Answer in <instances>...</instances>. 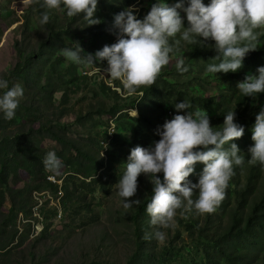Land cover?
Masks as SVG:
<instances>
[{
  "label": "rangeland",
  "instance_id": "1",
  "mask_svg": "<svg viewBox=\"0 0 264 264\" xmlns=\"http://www.w3.org/2000/svg\"><path fill=\"white\" fill-rule=\"evenodd\" d=\"M118 2L124 8L133 7L137 18L141 19L157 0ZM167 2L175 3L173 0ZM30 5L28 0H0V79H6L9 87L19 85L24 93L11 121L0 113V122L7 126L5 130H0V139L14 131L26 117L32 118L36 115L34 130L30 134L20 136L21 139L26 138L21 140L22 146L39 150L44 157L47 152L55 151L63 161V168L60 170L63 180L58 184L62 185L65 180L76 196H71L64 205V194L61 191H35L32 195L31 214L22 212L13 220L19 231L16 244L19 239H24V244L19 248V253L23 255L8 259L7 264H19V260L27 264L29 258L36 264H206V248L218 263L232 264L225 256L215 253L216 246L244 253L246 260L242 264H261L264 260L263 228L243 230L239 234L228 233L237 205L236 193L244 188L252 171L249 148L254 144L251 138L253 124H247L244 135L233 141L245 158L244 164L239 170L235 169L222 206L206 221H209L211 229L207 236L201 235L197 230L194 233L188 230L189 225L196 226L198 222L204 224L206 214L200 215L194 210L186 212L183 209L177 211L169 228L151 225L150 216V219L141 218L138 223L141 224L140 233L133 213L146 197V189L141 179L151 185L150 178L143 174L138 177L137 193L130 199H139L140 203L134 204L130 209L123 207L124 201L119 195L117 182L125 171L124 162L130 150L137 145L152 146L154 141L160 139L157 132L148 130L143 123L133 120L135 110L138 112L137 119L140 112L131 108L132 103L138 105L143 97H147V109L153 113L154 119L163 113L164 118L170 120L177 114L173 107L175 103L186 101L192 106L189 112L205 109L211 122V118L224 104L234 106L235 87L238 82L243 81L249 74L258 75L257 69L264 66V29L257 30L258 47L263 50L249 52L243 60V66L236 72L209 73L208 66L219 63V60L214 58L216 52L208 58L193 56L190 45L181 41L155 85L151 88H141L139 93L129 95L120 80H114L104 72L107 67L106 60L97 61L96 64H75L62 55L63 49L75 50L81 46L85 54L92 53L94 56L95 52L105 45L116 43L120 34L111 27L114 15L117 14L115 11L106 6L97 8L95 15L101 19V23L89 25L87 28L95 32L99 27L107 33L102 42L92 46L77 40L68 34L65 28L59 30L58 26L65 19L63 7L54 12L57 20L56 31L59 33L52 35L47 26L40 23L39 17L30 12ZM181 15L184 22L187 21L186 14L181 12ZM82 25H87L85 19L81 22ZM212 44L214 41H210V46L215 51ZM35 50L38 52L34 59L36 71L32 70L31 79L28 84L23 85L24 81L14 76V69L19 62L26 61L28 55ZM181 58L188 66V71L183 73L176 68L177 60ZM83 76L87 78L83 79ZM74 79L81 86L75 92L70 91L68 103L62 105V96L67 84L76 88L75 82L69 83V80ZM104 83L119 96L110 91L105 92L102 87ZM231 83L235 87L231 88ZM192 96H201L202 99L192 101ZM30 97H34V100H29ZM51 105L63 107V115H51L48 112ZM262 107L264 99H254L251 101L249 112L243 114L241 111V116H254ZM115 112L117 114H114ZM180 114H186V110ZM53 118H59L66 126L65 129L60 126L57 128V132L66 137L64 144L53 138L52 128L48 129ZM138 131L143 132L137 135ZM104 143L109 147L103 149ZM69 151L74 152L77 159L73 164L65 165ZM202 168V163L195 165L194 173L189 176L191 182L198 181ZM259 171L253 189L247 196L243 212L251 210L252 203L264 190V167L261 166ZM14 175L16 176L13 177ZM49 177L52 178L50 181L56 183L53 175H48L47 178ZM29 181L31 178L27 172L14 165L10 183L16 182L19 186H24ZM83 182L86 186H82ZM197 195L198 193L194 194V200ZM78 196L81 199H77ZM89 205L91 212L87 208ZM10 210V202L5 203L4 211L9 213ZM55 210L58 213L54 218L52 212ZM44 225H50V228L42 238H38ZM157 231L165 233L163 241L154 237ZM146 234L153 238L145 239ZM214 234L216 238L213 241ZM141 240H147V246L143 245L142 249ZM168 248L171 249V255L166 254L167 261H161L159 255L164 256ZM29 250L31 255L34 253L35 256L30 257Z\"/></svg>",
  "mask_w": 264,
  "mask_h": 264
},
{
  "label": "clouds",
  "instance_id": "2",
  "mask_svg": "<svg viewBox=\"0 0 264 264\" xmlns=\"http://www.w3.org/2000/svg\"><path fill=\"white\" fill-rule=\"evenodd\" d=\"M28 2L40 4L45 9L41 14L42 25L50 22L52 10L61 7L69 18L82 16L87 26L101 23L95 15L99 0ZM181 12L186 14L187 26ZM111 27L118 30L120 38L97 50L94 56L85 54L81 46L75 50L63 49L62 55L75 64H96L106 60L104 72L112 79L120 80L128 94L134 95L141 88L155 85L181 41L194 45L214 41V58L219 63L210 64L207 71L213 74L238 71L246 55L259 48L257 30L264 29V0H210L208 4L203 0H176L174 4L157 0L142 19L137 18L133 7L125 8L114 15ZM176 68L181 73L188 71L182 58L177 60ZM257 72L258 75L249 74L238 82L237 88L243 97L255 98L264 93V66ZM0 91V113L11 120L23 97V89L19 85L9 87L6 79H0ZM173 107L177 114L165 121L162 130H157L160 139L149 147H133L124 162L125 171L117 182L123 207L130 209L140 203L139 199H130L137 193L138 177L143 174L150 178L153 195L146 211L151 225L160 228L171 227L180 209L194 210L200 215L213 214L226 198L235 168L243 166L245 159L233 142L245 132L244 126L235 120V109L227 112L222 129L217 130L205 109L189 112L192 106L186 101L176 102ZM184 110L186 114H180ZM137 116L135 110V118ZM251 131L254 144L249 148V163L264 167V107L256 114ZM108 147L104 143L103 149ZM198 162L203 168L198 181L193 183L189 176ZM43 165L47 172L58 175L63 161L55 151H49ZM154 237L163 241L165 233L157 231ZM151 238L146 234L145 239Z\"/></svg>",
  "mask_w": 264,
  "mask_h": 264
},
{
  "label": "trees",
  "instance_id": "3",
  "mask_svg": "<svg viewBox=\"0 0 264 264\" xmlns=\"http://www.w3.org/2000/svg\"><path fill=\"white\" fill-rule=\"evenodd\" d=\"M119 0H99L98 3V9L99 7H109L116 13H119L120 11H123L125 8L124 6L118 2ZM130 2H133L134 0H129ZM176 2V0H173ZM187 2V0H186ZM205 4L210 3L209 0H203ZM42 3V0H41ZM30 12L32 14H36L39 19L41 20V14L45 9L41 8L40 4L37 3H31ZM55 10H52L50 15V22L46 24L47 28L49 29L50 33L58 34L59 32L56 31V22L54 15ZM65 19L63 23L58 26L59 30L62 31L63 28L66 29V32L72 36H74L77 40L82 42H87L88 44H91L92 46L97 42H102L105 38V35L107 31L102 30L101 28H97V31H92L90 28H87V25H82L81 22L83 21L82 16L69 18L66 15V10L64 12ZM144 16H141V19ZM185 26H187V21L184 22ZM118 31V30H117ZM190 45V52L193 56L197 57H211L215 54V51L210 46V41L206 42L204 44L203 41H201L200 44ZM263 50L262 47L258 48L255 51L250 52H258ZM38 52L35 50L32 54L28 55L26 61H21L18 63V65L14 69V76H17L21 78L24 81L23 85L28 84L29 80L31 79V73L34 69V72L36 71L34 59ZM13 75V73H12ZM86 76H83V79H86ZM75 82L74 80H69V83ZM70 84H67V88L64 89V93L62 96V105L67 104L69 101V92H75L80 88V83L75 82L76 88H71L69 86ZM231 88L235 85L233 83L230 84ZM103 90L110 91L114 93L116 96H119L116 91H112L110 86H107L105 83L102 84ZM236 90V98H235V104L234 106L229 104H224L220 109L219 112L211 118V124L214 125V128L219 130L223 127V121L224 116L227 114L229 110H234L236 112L235 120L238 124L244 126L246 129L247 124H254L255 122V116H252L248 114L247 118L242 117V113L245 114L246 112H249V108L251 105V101L254 99L263 100L264 99V93L259 94L257 97H243L242 94L239 92L238 88L235 87ZM141 91L138 90L137 93ZM192 101H195V99H202L201 96H192ZM29 100H34V97H30ZM51 109H48V112L53 116H62L64 112L63 107H53L50 106ZM131 108H135L140 112V117L133 118L134 121L143 123L146 129L153 130V132L158 133V129L162 130V126L165 123L166 119L164 116L158 115L153 117V113L149 112L147 109V97H143L142 101L136 105L135 102L132 103ZM168 113V110L166 111ZM114 114H117L116 112ZM247 114V113H246ZM37 116L34 115V117L29 118L26 117V119L19 125L17 128L7 133L5 136H2L3 139H0V264H7V260L11 258H16L18 255H23V253H19V248L24 244V239H19L18 243L16 244V238L19 233L18 229L16 228V224L13 222L14 219L18 217V215L22 212L31 214V204L33 201V193L35 191H41L43 190H51L54 192L61 191L64 194L63 198V204L65 205L66 200L71 199V196H76L75 192H72L69 184L64 180L62 185H59L58 183H53L52 181H49L47 176L53 175L57 181L63 180V174H53L50 172H47L43 165L44 156L39 153V150L27 149L26 147L22 146L21 140H25L26 138L21 139L20 136L30 134L34 130V125L36 122ZM8 121H11L8 119ZM42 126H44V123H42ZM63 127V129L66 128L65 125L62 124V122L59 120V118H53L51 119L50 125L48 126V129H53L52 134L54 135L53 138H57L61 143L66 142V137L59 134L57 132L58 127ZM7 128L6 124L2 125L0 122V130H5ZM3 132V131H2ZM143 131H138L137 135L139 133H142ZM148 137V136H147ZM160 137V136H159ZM29 142V141H27ZM27 145V144H26ZM227 147V145L225 146ZM77 157L74 152H70L68 154V157L65 161V165H71L76 161ZM18 165L21 168H23L27 174L30 176L31 181L27 182L24 186H19L16 182L13 184L10 183V179L12 178L13 174V166ZM238 168V169H237ZM261 168V165L259 163L252 165V171L249 175L248 182L244 186V188H241L236 193V201L237 205L236 208L233 211L232 214V221L230 223V227L228 230V233L232 234H239L245 231H252L254 228L261 227L264 229V190L262 194L254 200L252 203L251 210L249 212H243V209L245 207V203L247 201V196L253 189V184L255 180L258 178ZM235 169L239 170V167H236ZM14 175L13 177H15ZM162 178V175H161ZM18 177L15 179L17 180ZM144 187L146 189V197L144 200L140 203V206L137 210L133 213L134 220L137 221V224L140 222V219L143 217L150 219L149 215L146 211L147 204L150 202L152 198V188L153 185H149L143 179H141ZM82 186H86V184L83 182ZM228 188L226 190V193L228 192ZM77 199H81V197H77ZM10 202L11 210L9 213H6L4 211V205L5 203ZM223 203V202H222ZM222 203L220 206H222ZM89 208V211L91 212V206H87ZM53 213V217H57V210H55ZM211 214H206L205 216V222L204 224L202 222H198L196 226L189 225L188 230L190 233H194L196 230L202 235L207 236L210 229V226L208 225L210 220ZM53 223V221L51 220ZM138 231L142 233L140 225L138 224ZM50 225H44V229L41 231V233L37 236L38 238H42L45 233L49 230ZM37 238V239H38ZM216 238V234L212 236V239ZM147 246V240H141L140 249H142V246ZM205 249V256H206V264H220L218 263V260L210 254V251ZM215 253L217 252L218 255H223L227 259L228 262L235 264V263H244L246 260V257L244 253H241L236 250H228L224 249L222 246H216ZM140 252V251H139ZM138 252V253H139ZM171 249L168 248L165 252L164 256L159 255L158 258H161L162 261H167L165 259L166 254H170ZM137 253V255H138ZM29 255L35 256L33 253L31 255V251L29 250ZM136 255V256H137ZM171 255V254H170ZM163 256V257H162ZM34 258V257H32ZM154 258V257H153ZM25 261L19 260V264H24ZM27 264H36L35 262L31 261L29 258V262ZM195 264H202V263H195ZM261 264H264V260Z\"/></svg>",
  "mask_w": 264,
  "mask_h": 264
},
{
  "label": "built area",
  "instance_id": "4",
  "mask_svg": "<svg viewBox=\"0 0 264 264\" xmlns=\"http://www.w3.org/2000/svg\"><path fill=\"white\" fill-rule=\"evenodd\" d=\"M48 180H52V178H51V177H49V178H48ZM54 181H56V180H54ZM56 183H57V181H56ZM40 231H41V230H40ZM40 231H39V232H40Z\"/></svg>",
  "mask_w": 264,
  "mask_h": 264
}]
</instances>
